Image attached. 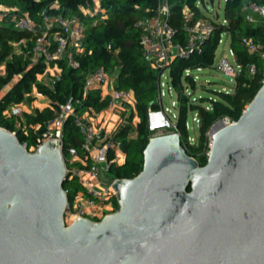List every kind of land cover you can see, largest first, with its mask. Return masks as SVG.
<instances>
[{
    "label": "water",
    "instance_id": "95a60500",
    "mask_svg": "<svg viewBox=\"0 0 264 264\" xmlns=\"http://www.w3.org/2000/svg\"><path fill=\"white\" fill-rule=\"evenodd\" d=\"M210 137L201 164L159 129L141 171L114 179L118 209L67 223L60 139L30 151L0 125V264H264V84Z\"/></svg>",
    "mask_w": 264,
    "mask_h": 264
},
{
    "label": "trees",
    "instance_id": "16d2710c",
    "mask_svg": "<svg viewBox=\"0 0 264 264\" xmlns=\"http://www.w3.org/2000/svg\"><path fill=\"white\" fill-rule=\"evenodd\" d=\"M59 7H50L54 0H0L12 3L21 11H27L38 23L42 22L43 11L49 14L62 13L66 16L78 15L86 24L85 50L76 53L79 66H70L64 59L58 61L61 68V77L55 85L50 86L37 82L38 74L46 69L43 59L33 62L32 49L35 37L32 31L20 30L12 24H0V90L9 84L16 76L19 79L14 82L11 89L0 98V125L12 131H16L21 143H26L28 148L34 144L37 137L47 128V121L54 115L51 105L63 102L70 96L81 97L84 87L85 74L96 67L107 70H118L117 87L133 89L137 96V123L138 136L135 139L127 138L131 123L118 134L121 139L122 149L125 150V159L121 163H112L107 171L111 178L133 177L141 171L144 163V148L149 141L148 125L150 111L161 108L158 101H154L159 95L160 69L153 68L144 57L140 45V32L135 26V21L144 15L153 14L157 0H101V6L105 11H97L94 14L83 13L81 6L93 5L94 0H58ZM171 22L178 29L177 40L185 41L183 31L182 7L187 2L196 11L197 16L205 15L200 7L196 6L197 0H174ZM264 2V0H257ZM243 0H227L223 9V16L228 23L216 22V28L209 41L205 44L203 53L193 54L189 58L176 57L169 65L172 83L178 92L179 116L177 128L181 133L182 143L187 139L188 131L186 120L189 109L197 110L200 117L201 140L206 139L211 126L220 118L230 117L238 119L248 103L261 87L264 59L258 54L251 53L242 43L243 36H250L255 41L264 45V21L250 22L242 11ZM149 8V9H148ZM223 32L231 36V46L236 52L238 62L243 65L242 72L238 75L234 91L213 89L217 98L209 99L211 109L203 105L190 102L184 92L183 76L186 68L213 67L215 65L216 50ZM26 38V44L21 51L16 52L13 41ZM110 44V47H108ZM255 63L256 72L250 74L248 65ZM186 81L195 87V79L191 74H185ZM34 84L51 100L50 106L36 109L35 113L23 114L26 128L17 127V117H9L4 110L13 103L22 102L29 96ZM109 98L101 99L100 89H91L87 98L82 101L83 106L90 105L100 110L106 107ZM36 125H39L36 128ZM64 154L68 153L70 146L77 147L80 151L82 134L70 117L64 126ZM202 146L188 148L187 152L196 157L201 164L206 163L207 154L201 153ZM111 153L110 157H113ZM64 187L68 189V197L71 200L74 193L81 188L76 178L67 177ZM118 208V200H115Z\"/></svg>",
    "mask_w": 264,
    "mask_h": 264
},
{
    "label": "built area",
    "instance_id": "2783aa9c",
    "mask_svg": "<svg viewBox=\"0 0 264 264\" xmlns=\"http://www.w3.org/2000/svg\"><path fill=\"white\" fill-rule=\"evenodd\" d=\"M212 1H196L197 7L206 6L207 15L202 16H197L195 9L187 2L183 4L184 42L177 40L178 29L171 22L174 0H157L153 14L141 16L135 21V26L140 32L139 41L144 57L153 68L160 69L159 92L163 71L168 69L173 59L176 57L189 58L193 54L203 53L205 44L214 33L216 22L228 23L224 16L222 19L221 17L216 19L219 11L214 7ZM59 4L58 0H54L49 6L57 8ZM86 9L83 13H87ZM94 9L95 6L90 5L87 10ZM98 10L102 11V8L100 7L96 11ZM242 11L245 18L250 22L256 21L257 17L264 18V2L243 0ZM3 22L12 24L17 29L33 32L35 37L32 49L33 62L43 59L46 64L45 71L38 74L37 82L50 86L55 85L61 77V68L58 66V61L61 59H64L70 66H79L75 54L85 50L84 40L87 24L78 15L49 14L44 9L42 22L38 23L31 17L29 12L21 11L17 6L0 5V24ZM224 34L227 33L223 32L221 34L219 45L223 43L222 36ZM241 41L249 52L256 53L264 59V45L261 42L255 41L250 36H243ZM24 44H26V38L12 42L16 52H20ZM108 47H110V44H108ZM228 51L229 53L224 50L217 65L230 77L231 82L236 83L243 65L238 62L236 52L232 46H229ZM248 68L250 74H255L257 69L255 63L249 64ZM196 69L201 70L203 67H197ZM185 73L193 75L192 68H186ZM117 77V70L110 71L101 66L87 72L84 78L82 96L72 95L63 102H57L56 106L51 105L54 109V115L47 121L46 130L37 137L36 142L29 148L26 143H23L28 150L35 151L48 139H60L63 158L67 166V175L70 178H76L81 185V188L74 193L73 198L69 199L65 212L67 223L80 216L100 221L106 213L118 209L115 206L117 193L112 186L115 178H106L104 174L107 173L112 163L119 162L118 158L123 154L121 139L118 134L126 125L130 123L132 125V122L137 127V122L133 121L132 115L135 114L134 119L138 118L136 108L138 100L133 89L117 87ZM261 82L264 84V69ZM95 88L100 89L101 99L109 98L108 105L100 110L94 106H83L82 104L89 91ZM29 96L41 97L47 95L42 93L34 84ZM158 97L161 99L160 93ZM4 113L9 117L15 115L17 117V127L26 128L24 113L19 107L15 105L7 107ZM157 114V112L154 113L152 117ZM197 114L199 117V113ZM70 117L73 118L75 125L82 134V150L70 146L68 153L64 154L63 130ZM225 119L226 124L237 120L230 117H225ZM198 120L200 122V117ZM38 127L39 125H36V128ZM176 131L180 132L178 129ZM130 134L128 132L129 136ZM182 145L187 150L191 144L189 143L188 146V141L185 140ZM111 153H113V157H110ZM66 192L68 193V189H66Z\"/></svg>",
    "mask_w": 264,
    "mask_h": 264
},
{
    "label": "rangeland",
    "instance_id": "374dc122",
    "mask_svg": "<svg viewBox=\"0 0 264 264\" xmlns=\"http://www.w3.org/2000/svg\"><path fill=\"white\" fill-rule=\"evenodd\" d=\"M210 1V0H205ZM214 7L218 9L219 14L216 17V19L223 18V9L225 6V0H213ZM1 6H7V7H15L17 5L12 3H5L1 2ZM18 7V6H17ZM97 10V6H95L94 10L87 11L91 14H94ZM105 11V10H103ZM263 20L264 18L257 17V20ZM223 43L218 45V48L216 50V57H215V65L213 67H206L201 70H198L196 68L192 69L193 77L195 79V87H192L190 82L186 81L185 74L183 76V84H184V92L189 97L190 102L197 103L200 105L205 106L208 109H211V102L209 99L211 98H217V95L214 94L213 89L216 90H224V91H234L235 83L230 81V77L226 75L217 65L219 57L224 52L229 53L228 48L229 45H231V36L229 33L224 34L222 36ZM231 57V56H230ZM1 69H4V65L0 66ZM19 79V76H16L13 81H11L9 84L4 86L0 90V98L3 97L13 86L14 82H16ZM163 82V84H162ZM160 96L161 99H158L159 104L161 105V108L157 110V115L152 117L150 120L149 118V125H148V135L149 138L159 129H162L164 131L167 130H177V119L179 116V107H178V92L173 86L172 83V77L170 75V69H165L163 71V75L161 76V87H160ZM159 96V95H158ZM25 97V99L18 103H13L9 105L8 107H11L15 105L16 107H19V109L22 111V113H35L36 109H43L46 105V97H32L31 99ZM31 97V96H30ZM168 108H171L174 110L175 115H172ZM198 111L189 109L187 120H186V127L188 131L186 142L188 141L191 144L189 148L192 147H198L202 146L201 153H205L208 155L210 151L211 146V137H210V129L207 132L206 139L204 141L201 140L200 136V129H199V120H198ZM135 115V114H134ZM132 115V119L134 122H139L140 118L138 115V118L134 119L135 116ZM24 117V116H23ZM162 117L164 118V122ZM223 120H226L225 117L222 118ZM130 136L128 137L129 140L135 139L138 136V130L137 127H135L134 123L132 122V126L129 128ZM123 154L119 156L118 163H121L125 159V150L122 149ZM106 178L109 176L104 174Z\"/></svg>",
    "mask_w": 264,
    "mask_h": 264
},
{
    "label": "crops",
    "instance_id": "0c3cea01",
    "mask_svg": "<svg viewBox=\"0 0 264 264\" xmlns=\"http://www.w3.org/2000/svg\"><path fill=\"white\" fill-rule=\"evenodd\" d=\"M93 5L94 6H97V9H99L100 7L102 8V6H101V0H94V2H93ZM92 5V6H93ZM206 7V6H205ZM205 7H202L201 9L203 10V12L205 13V15H207V11H206V9H205ZM88 9V6H81V10H82V12H84L85 11V9ZM86 9V12L88 11ZM99 11V10H98ZM102 11H103V8H102ZM97 12V11H96ZM87 13H90V12H87ZM86 14V13H85ZM229 46H231V45H229ZM2 65H4V64H2ZM117 72H118V70H117ZM41 97H43V96H41ZM44 97H46L47 99V101H46V105L45 106H50L51 105V100H50V98L48 97V96H44ZM126 155V154H125Z\"/></svg>",
    "mask_w": 264,
    "mask_h": 264
}]
</instances>
